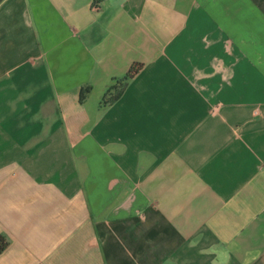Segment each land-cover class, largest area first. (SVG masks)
Segmentation results:
<instances>
[{"label": "crops", "instance_id": "crops-1", "mask_svg": "<svg viewBox=\"0 0 264 264\" xmlns=\"http://www.w3.org/2000/svg\"><path fill=\"white\" fill-rule=\"evenodd\" d=\"M0 235V264H264V0H0Z\"/></svg>", "mask_w": 264, "mask_h": 264}, {"label": "trees", "instance_id": "trees-1", "mask_svg": "<svg viewBox=\"0 0 264 264\" xmlns=\"http://www.w3.org/2000/svg\"><path fill=\"white\" fill-rule=\"evenodd\" d=\"M137 70H139V66L132 65L127 72V77H132L137 72ZM7 245H8V240L6 239V237L0 235V253L7 247Z\"/></svg>", "mask_w": 264, "mask_h": 264}]
</instances>
